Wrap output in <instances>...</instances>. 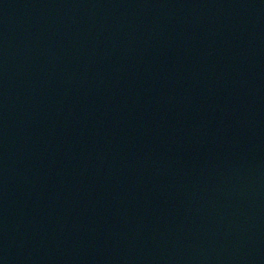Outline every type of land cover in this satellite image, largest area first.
<instances>
[{
    "label": "water",
    "instance_id": "95a60500",
    "mask_svg": "<svg viewBox=\"0 0 264 264\" xmlns=\"http://www.w3.org/2000/svg\"><path fill=\"white\" fill-rule=\"evenodd\" d=\"M0 264H264V0H0Z\"/></svg>",
    "mask_w": 264,
    "mask_h": 264
}]
</instances>
